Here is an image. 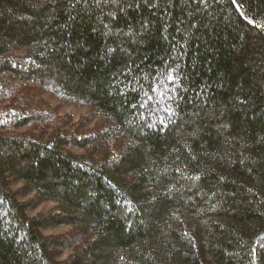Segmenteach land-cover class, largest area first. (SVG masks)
<instances>
[{"label":"trees","instance_id":"1","mask_svg":"<svg viewBox=\"0 0 264 264\" xmlns=\"http://www.w3.org/2000/svg\"><path fill=\"white\" fill-rule=\"evenodd\" d=\"M151 3L109 35L110 7L0 0V264H264V0ZM176 63L179 118L148 128Z\"/></svg>","mask_w":264,"mask_h":264},{"label":"snow or ice","instance_id":"2","mask_svg":"<svg viewBox=\"0 0 264 264\" xmlns=\"http://www.w3.org/2000/svg\"><path fill=\"white\" fill-rule=\"evenodd\" d=\"M68 2L72 7H77L83 4L85 9H87L90 5H94L96 8H102L104 6L113 8V11H109L107 13V16L112 18L110 20V24L104 25L109 35L113 34V28L115 27V17L117 13H124L127 11V9L139 8L142 5L147 7L153 6L151 0H68ZM200 3H206V0H200ZM232 3L236 4L237 0H232ZM245 18L247 19V17ZM248 23L254 24L257 28L264 29V24H257L254 20H248ZM148 24L149 22L141 21L139 22L138 26L141 31H147ZM134 28L135 25H129L128 32L134 34ZM116 32L122 33V29L117 28ZM109 51H111V49H109ZM180 67L181 66L178 63L175 64V67H173L172 65H167L166 67L162 68L157 74V76L153 79V82L150 85V91L155 93V95L147 96V100L144 103L140 104V108H144L145 104L152 105L150 107L148 115L154 117V119L151 123H146V126L148 128H159V130L163 131L164 127L169 124H174L179 118V114L177 111L179 105L172 107L170 102L173 100L172 94L178 91L180 84L182 83L179 72L177 71V69H180ZM241 103H243V101H241ZM222 114L223 113H221V115ZM137 115L141 119L143 118L142 113H137ZM196 115H199V113H197ZM223 127L227 126L224 125ZM189 135H195V132L189 133ZM48 147H52V145H48ZM126 147L134 151L136 147L135 141H128ZM128 154L131 155L132 153ZM120 159L121 157L114 156L108 162L112 163L113 161H118ZM240 163L243 164L244 159H241ZM262 183H264V181H262ZM170 191L171 188L167 189L163 193V195H168ZM249 191H252V189H249ZM153 199H155V197H153ZM4 202L5 201L3 200V198L0 197V204H3ZM131 211L132 210L129 208L128 212ZM95 239L96 238H94V240ZM260 239L264 240V236H261ZM121 259H123V257H121Z\"/></svg>","mask_w":264,"mask_h":264},{"label":"rangeland","instance_id":"3","mask_svg":"<svg viewBox=\"0 0 264 264\" xmlns=\"http://www.w3.org/2000/svg\"><path fill=\"white\" fill-rule=\"evenodd\" d=\"M45 97L54 105H58L61 112H69L72 114L74 118H78L80 115L87 114L90 111V108L86 105L83 106H77L74 104H70L58 97H53L49 94H45ZM20 183H14L12 185L13 188H16L19 186ZM55 205L54 201H45L42 204H40L36 209L29 212L30 215L36 214V213H43L50 209L52 206ZM68 226H62V227H56L53 229L43 230L44 233H56V232H64L68 229Z\"/></svg>","mask_w":264,"mask_h":264}]
</instances>
